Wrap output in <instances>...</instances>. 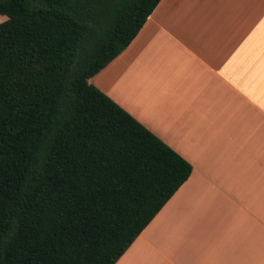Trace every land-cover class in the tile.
<instances>
[{
    "label": "trees",
    "instance_id": "16d2710c",
    "mask_svg": "<svg viewBox=\"0 0 264 264\" xmlns=\"http://www.w3.org/2000/svg\"><path fill=\"white\" fill-rule=\"evenodd\" d=\"M160 0H0V264H114L192 165L89 82Z\"/></svg>",
    "mask_w": 264,
    "mask_h": 264
},
{
    "label": "crops",
    "instance_id": "0c3cea01",
    "mask_svg": "<svg viewBox=\"0 0 264 264\" xmlns=\"http://www.w3.org/2000/svg\"><path fill=\"white\" fill-rule=\"evenodd\" d=\"M89 82L192 165L114 264H264V0H160Z\"/></svg>",
    "mask_w": 264,
    "mask_h": 264
},
{
    "label": "rangeland",
    "instance_id": "374dc122",
    "mask_svg": "<svg viewBox=\"0 0 264 264\" xmlns=\"http://www.w3.org/2000/svg\"><path fill=\"white\" fill-rule=\"evenodd\" d=\"M4 19H6V15L0 14V22L3 21Z\"/></svg>",
    "mask_w": 264,
    "mask_h": 264
}]
</instances>
